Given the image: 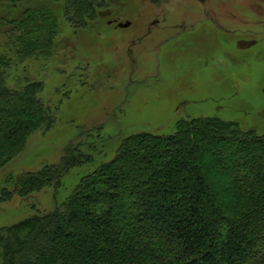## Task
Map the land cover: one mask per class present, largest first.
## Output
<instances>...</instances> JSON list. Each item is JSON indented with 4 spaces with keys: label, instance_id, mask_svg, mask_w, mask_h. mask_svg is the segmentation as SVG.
<instances>
[{
    "label": "trees",
    "instance_id": "16d2710c",
    "mask_svg": "<svg viewBox=\"0 0 264 264\" xmlns=\"http://www.w3.org/2000/svg\"><path fill=\"white\" fill-rule=\"evenodd\" d=\"M107 4L0 0L7 30L0 52V173L35 134L53 127L60 108L40 97V80L28 77L23 88L9 87L8 70L27 53L48 59L61 47L56 38L62 23L78 34ZM11 51L24 56L14 59ZM221 147L229 150L216 156ZM245 151L250 154L240 156ZM90 163L92 155L71 147L57 165L9 175L13 184L3 190L2 202L49 188L58 194L72 169ZM258 169L264 171V132L240 122L206 117L180 121L166 136L134 134L110 162L83 176L54 212L0 227V264H264V182L251 189L247 182ZM151 238L158 248L140 253L139 243Z\"/></svg>",
    "mask_w": 264,
    "mask_h": 264
},
{
    "label": "rangeland",
    "instance_id": "374dc122",
    "mask_svg": "<svg viewBox=\"0 0 264 264\" xmlns=\"http://www.w3.org/2000/svg\"><path fill=\"white\" fill-rule=\"evenodd\" d=\"M52 7L64 13L60 4ZM118 17L124 20L110 26ZM74 30L62 23L56 38L61 47L52 56L27 53L7 72L11 88H23L28 77L42 81L40 97L60 108L53 127L35 134L0 173V227L54 212L83 176L110 162L134 134L166 136L180 121L206 117L264 132V0H108L87 29ZM6 31L0 23V52ZM71 147L92 155L94 163L72 169L58 194L49 188L2 202L3 190L13 184L9 175L57 165ZM257 181L264 182L261 169L251 173L248 188ZM139 244L140 253L159 246L154 238Z\"/></svg>",
    "mask_w": 264,
    "mask_h": 264
},
{
    "label": "water",
    "instance_id": "95a60500",
    "mask_svg": "<svg viewBox=\"0 0 264 264\" xmlns=\"http://www.w3.org/2000/svg\"><path fill=\"white\" fill-rule=\"evenodd\" d=\"M119 26L120 28H129L131 26V23L129 22L127 24H120Z\"/></svg>",
    "mask_w": 264,
    "mask_h": 264
}]
</instances>
